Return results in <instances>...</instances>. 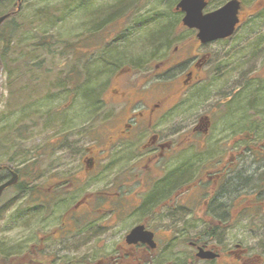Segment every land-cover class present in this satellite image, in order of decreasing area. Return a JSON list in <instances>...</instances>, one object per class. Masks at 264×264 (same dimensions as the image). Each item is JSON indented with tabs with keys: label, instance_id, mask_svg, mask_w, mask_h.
<instances>
[{
	"label": "flooded vegetation",
	"instance_id": "flooded-vegetation-1",
	"mask_svg": "<svg viewBox=\"0 0 264 264\" xmlns=\"http://www.w3.org/2000/svg\"><path fill=\"white\" fill-rule=\"evenodd\" d=\"M239 2L227 37L202 42L174 8L192 47L123 41L64 70L28 176L0 167L44 220L31 264H264V3L244 21Z\"/></svg>",
	"mask_w": 264,
	"mask_h": 264
},
{
	"label": "rangeland",
	"instance_id": "rangeland-1",
	"mask_svg": "<svg viewBox=\"0 0 264 264\" xmlns=\"http://www.w3.org/2000/svg\"><path fill=\"white\" fill-rule=\"evenodd\" d=\"M177 1L19 0L18 13L0 26L3 33L11 28L15 41L9 55H0L3 64V69L0 66V165L22 168L31 160V149L43 143V114L51 112L47 109V98L52 97L54 107L65 101L60 98L62 75L65 69L70 72L76 68V57L80 59L78 67L82 64L83 71L87 68L91 71L94 50L107 45L100 50L101 56L106 57L124 37L127 43H138L148 53L153 43L166 41L165 45H158L163 47L180 39L177 44L186 42L189 34L176 28ZM224 1L209 0L208 9H215L212 5L218 7ZM258 1L264 3V0H244L242 20L246 21L250 13L258 10ZM13 3L14 0H0V11L9 9ZM42 40L49 42L51 48L32 47ZM192 45L191 40L185 43L188 48ZM72 107L68 112H76L77 101ZM33 125L35 128L31 130ZM18 194L8 189L0 197V264H31V242L45 230L41 225L44 220L37 223L36 231L32 229L31 198ZM253 245V241L244 243L255 257L262 255Z\"/></svg>",
	"mask_w": 264,
	"mask_h": 264
},
{
	"label": "water",
	"instance_id": "water-1",
	"mask_svg": "<svg viewBox=\"0 0 264 264\" xmlns=\"http://www.w3.org/2000/svg\"><path fill=\"white\" fill-rule=\"evenodd\" d=\"M206 0H179L175 8L184 13L182 23L190 28L198 30L197 37L202 42H208L229 36L238 22L237 13L240 8L239 0H228L217 9L204 13ZM8 17V14L0 16V24ZM17 181V174L0 184V195L3 190ZM200 257H212L213 254L200 250Z\"/></svg>",
	"mask_w": 264,
	"mask_h": 264
},
{
	"label": "trees",
	"instance_id": "trees-1",
	"mask_svg": "<svg viewBox=\"0 0 264 264\" xmlns=\"http://www.w3.org/2000/svg\"><path fill=\"white\" fill-rule=\"evenodd\" d=\"M18 3H19V0H16V1L14 0V3L12 4V6L9 9L4 10V11H0V16L3 15V14H8V17L0 24V26H2L5 22H7L8 19L13 18L14 14H17L18 13V11H19L18 10V6H17ZM171 26H173V25H171ZM166 29H167V27H166ZM10 30H11V28L6 33L0 32V55H4V56L9 55V53L11 52L12 47L14 46V43H15L14 36L12 37L13 34H11V31ZM159 31L160 30H158V32ZM157 35H158V33H157ZM167 35H168V33H167ZM160 37H161L162 40L164 39L160 35V33H159V38ZM124 39H125V37L123 39H121V41L126 42L127 39H126V41ZM165 42H163V44H161V45H165L164 44ZM41 45H44L46 49L47 48L48 49L51 48L50 47L51 46L50 43L47 42V41H44V40L33 43L32 44V47H39ZM156 45L157 44L155 43V46ZM0 66L3 69V64L0 63ZM10 160H12V158ZM29 165H30V163H26V165L23 166L22 168H18V169L17 168H14V169H16L17 171L20 170L21 173H22V175L24 177H27L28 176L27 173H28V167H29ZM0 167H2L1 168V171H3V170L6 169L5 168L6 166H4V165H0ZM0 177H1V175H0ZM12 190L14 192L16 191L17 193H19L18 195H20V196H22V194L23 195L26 194L27 195V198H29V199L31 198V193H30L31 185H30L29 182H27L25 180H22V181L16 183L15 186H14V188Z\"/></svg>",
	"mask_w": 264,
	"mask_h": 264
}]
</instances>
